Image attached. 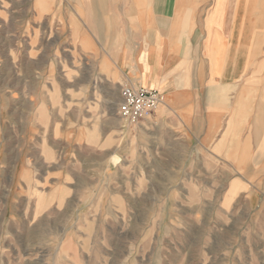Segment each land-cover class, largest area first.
Wrapping results in <instances>:
<instances>
[{
  "label": "rangeland",
  "instance_id": "rangeland-1",
  "mask_svg": "<svg viewBox=\"0 0 264 264\" xmlns=\"http://www.w3.org/2000/svg\"><path fill=\"white\" fill-rule=\"evenodd\" d=\"M67 11L0 0V264H264V215L240 219L235 175L154 116L123 120L130 63Z\"/></svg>",
  "mask_w": 264,
  "mask_h": 264
},
{
  "label": "crops",
  "instance_id": "crops-1",
  "mask_svg": "<svg viewBox=\"0 0 264 264\" xmlns=\"http://www.w3.org/2000/svg\"><path fill=\"white\" fill-rule=\"evenodd\" d=\"M67 8V22L102 53L115 47L117 68L130 63L128 84L160 93L152 116L165 135L235 175L228 190L244 200L240 219L263 216L264 0H67Z\"/></svg>",
  "mask_w": 264,
  "mask_h": 264
},
{
  "label": "built area",
  "instance_id": "built-area-1",
  "mask_svg": "<svg viewBox=\"0 0 264 264\" xmlns=\"http://www.w3.org/2000/svg\"><path fill=\"white\" fill-rule=\"evenodd\" d=\"M162 96L156 90L128 84L120 91L119 116L130 124L149 119L160 107Z\"/></svg>",
  "mask_w": 264,
  "mask_h": 264
}]
</instances>
